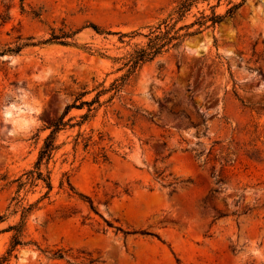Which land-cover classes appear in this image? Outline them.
Masks as SVG:
<instances>
[{"label":"rangeland","instance_id":"374dc122","mask_svg":"<svg viewBox=\"0 0 264 264\" xmlns=\"http://www.w3.org/2000/svg\"><path fill=\"white\" fill-rule=\"evenodd\" d=\"M178 1L0 0V262L33 205L4 264H264V0L124 79L115 33ZM60 120L52 191H18Z\"/></svg>","mask_w":264,"mask_h":264},{"label":"trees","instance_id":"16d2710c","mask_svg":"<svg viewBox=\"0 0 264 264\" xmlns=\"http://www.w3.org/2000/svg\"><path fill=\"white\" fill-rule=\"evenodd\" d=\"M20 1L22 2L23 0ZM214 1L216 4H211V2ZM246 1L247 0H241L237 4L228 2L230 7H228L223 14H217L216 9L219 7L221 0H179L166 18L160 20L155 25L146 27L144 29L147 31L145 34L138 31L129 34L115 33V35H118L119 37V42L126 43V45H130V42L138 37L145 39L144 43L134 44L131 52L128 53L124 58L125 62L123 68H126V74L123 76V78L125 79L130 77L143 65L153 62L157 57L168 53L170 50L182 49L186 41L202 35L209 29L216 28L226 19H232ZM200 5H206L208 7L209 14H206L205 10L199 11L197 13L198 16H192L194 18L193 21L186 23L185 21L191 15V11L193 9H198ZM91 28L96 34L113 35L112 33H101L99 28L95 25H91ZM125 38H127L128 41H123ZM51 41L53 40H49L47 42ZM19 51L20 48L18 47L16 50L0 52V56L5 55L6 53H18ZM119 89L120 87L116 86L113 90H115L117 93L119 92ZM102 93L103 92H100L97 94V96L101 95ZM92 103H94V101L82 102L79 105L73 104L71 106H67L65 113L67 114L71 109H82L83 106L90 107ZM63 126L64 124H62V120L51 125L53 129L44 140V144L39 152L33 169L25 172L16 180V182H18V191L24 189L26 186H37L39 183H41L43 187L47 189L44 197H47L52 191L50 172L43 174L41 171V166L43 164L47 166L52 159V154L57 150L58 147L55 145V139L56 135ZM60 186L62 188V183ZM68 186L70 190L73 191V188L69 184ZM33 208V205H30L27 208H22L21 220L19 224L8 228V231L14 232V236L12 237L10 249L7 251L6 256L2 258L0 264L8 263L15 248L22 245L20 238L24 230L25 219ZM56 258L63 259L62 253H58Z\"/></svg>","mask_w":264,"mask_h":264}]
</instances>
